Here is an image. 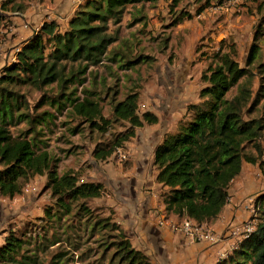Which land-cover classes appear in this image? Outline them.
I'll return each instance as SVG.
<instances>
[{"label":"trees","instance_id":"obj_1","mask_svg":"<svg viewBox=\"0 0 264 264\" xmlns=\"http://www.w3.org/2000/svg\"><path fill=\"white\" fill-rule=\"evenodd\" d=\"M155 1L84 0L65 26L55 20L43 22L31 37L20 43L15 61L4 66L0 75V196L13 198L21 194L30 177L45 175V187L65 213L71 211L70 204L74 201L101 197L104 191L101 183L80 181L78 174L70 170L59 174L54 157L36 146L33 138L11 133L10 128L21 122H26L27 133H32L36 123H46L54 117L47 111L32 116L25 96L15 87L30 85L41 90L55 84L57 95L43 96L37 106L48 103L58 113L69 110L68 114L96 126L101 132H106L113 124L121 125L123 130L98 142L91 151L96 161L114 156L117 150L126 148L138 128L157 123V115L148 110L140 111L138 93L134 90L117 100L115 82L113 86L103 85V97L101 90L88 88H83L79 96L77 87L70 89V86L77 83L83 87L85 77L82 75L104 60L117 64L122 71L136 64L138 58L128 59L112 45L118 40L119 24L127 7ZM110 25L114 28L110 29ZM261 53L258 44L252 43L244 66L240 67L233 48L228 52L218 51L216 60L201 71L200 100L186 106L175 130L166 133L156 146L155 179L167 189L163 194L167 213L198 224L210 223L227 203L230 183L241 172L243 162L263 163L260 141L264 135V115L258 114L264 104ZM256 75L259 76L258 86L253 93ZM108 91H113L108 100L109 118L102 114L100 105V101L108 97ZM248 147L256 153H247ZM79 210L87 215L92 213L82 203ZM97 227L116 232V249L111 261L118 257L121 264H151L142 251L132 247L126 233L111 216L97 219L92 231ZM26 242L24 234L8 232L0 245V264H33L32 256L24 254L27 250L22 251ZM236 249L234 252L243 256L242 262L264 264V219ZM55 258L59 261L61 254Z\"/></svg>","mask_w":264,"mask_h":264},{"label":"rangeland","instance_id":"obj_2","mask_svg":"<svg viewBox=\"0 0 264 264\" xmlns=\"http://www.w3.org/2000/svg\"><path fill=\"white\" fill-rule=\"evenodd\" d=\"M63 25L65 22L61 23ZM113 28L110 25V29ZM1 40L0 34V42ZM252 43L258 44L264 60V0H178L176 3L173 0H157L128 6L119 24L118 40L112 48L124 52L128 59L138 58L137 63L131 69L122 71L117 64L104 60L103 64L91 67L90 71L82 75L85 77L83 87L76 83L70 89L77 87V95L82 96L83 88L100 91L103 85L113 86L115 82L117 100L134 90L138 93L140 111L158 109L161 107L160 101L154 95L160 86L168 90L175 87L180 89L182 85H186L189 97L198 96L203 86L200 81L201 71L216 60L218 51L228 52L233 48L235 60L243 67ZM13 53L11 58L15 59V51ZM11 62L13 61L10 60ZM7 65L0 67V75ZM183 72L187 75H183ZM258 79L259 76L256 75L253 93L257 89ZM190 85L194 86L189 87ZM15 90L25 96L28 112L32 116L47 111L54 117L46 123H36L32 133H27L26 122L11 127V133H22L33 138L36 146L47 150L54 157L59 174L70 170L78 174L80 181L92 182L90 177L96 176L91 170L92 165H88L92 161V149L98 142L106 141L123 130V127L116 123L106 132H101L96 126H90L83 119L68 114L69 110L58 113L48 103L37 106L43 96L57 95L55 84L41 90L22 85L15 87ZM100 92L103 97L104 90ZM112 93L113 91H108V97L105 96L100 101L102 114L108 118L111 116L108 100ZM184 97L188 98L186 95ZM263 111L264 104L258 114L264 115ZM74 128L77 130L72 131ZM260 144V160L263 163L242 164L249 165L245 169L254 180L256 202L253 213L257 217L252 213L251 219L255 227L264 219V207H259L258 202L264 200V135ZM124 150L126 148L116 151V155L112 157L113 163L121 161L124 167L129 164V152ZM246 152L256 153L250 147ZM45 184V175H34L23 185L33 186L35 189L32 193L19 194L13 198L0 197V212H3L4 206L10 209L9 213L0 216V236L12 231L18 236L24 234L27 242L22 251L27 250L24 254L32 256L33 264H121L118 257L112 261L110 259L116 249V232L101 230L99 227L92 231V225L97 219L111 216L113 221L112 210L97 204L98 200L92 198L72 202L71 211L65 213V210L54 203ZM81 203L92 210L90 215L79 210ZM183 219L179 218L176 222L178 229ZM2 242L0 238V245ZM58 254H61L59 261L55 258ZM242 258L238 252H233L232 258H227L225 264H250L242 262Z\"/></svg>","mask_w":264,"mask_h":264},{"label":"crops","instance_id":"obj_3","mask_svg":"<svg viewBox=\"0 0 264 264\" xmlns=\"http://www.w3.org/2000/svg\"><path fill=\"white\" fill-rule=\"evenodd\" d=\"M7 1L0 0V32H3L0 33V67L12 61L13 51L22 41L31 37L43 22L55 20L60 24L65 22L66 25L76 7L84 2ZM159 88L154 96L160 101L161 107L150 110L157 115L158 121L138 128L135 136L126 144L124 151L129 152V164L124 167L121 161L113 163V156L102 162L92 158L88 164L92 165L91 170L96 175L91 176L90 181L99 182L104 187L101 197L95 199L98 200L97 204L112 210L113 221L126 233L132 247L142 251L151 264H225L243 239L239 232L233 233L230 230L240 222L251 219L255 211L254 180L245 169L249 165H242L241 172L230 183L227 203L217 218L207 223L221 237L220 241L212 244L208 241L193 242L186 238L175 226L179 218L164 209L163 194L167 189L156 182L157 169L153 164V156L163 136L174 130L184 115L187 103L198 101V96L189 97L186 85L180 89ZM258 202L264 207V200ZM8 210L4 206L0 216L9 213ZM253 215L257 217L255 213ZM4 236L2 234L0 238L3 240ZM221 254L223 258H220Z\"/></svg>","mask_w":264,"mask_h":264},{"label":"built area","instance_id":"obj_4","mask_svg":"<svg viewBox=\"0 0 264 264\" xmlns=\"http://www.w3.org/2000/svg\"><path fill=\"white\" fill-rule=\"evenodd\" d=\"M17 50L18 48L15 49V51ZM12 61H15V59L12 58ZM118 154L119 156H121L120 152H118ZM34 189L35 188L33 186L26 185L22 189L21 194L22 195L30 194L32 193L31 191H33ZM180 222L181 223L179 224V230L186 238H188L193 242L208 241L210 243L215 244L219 242L221 239V237L218 234L213 233V231L210 229V227L207 224H198L186 218H184ZM254 229H255L254 221L249 218L233 226V228L230 231L233 233L239 232L241 234V237L245 239L254 231ZM223 257L224 255L221 254L220 258Z\"/></svg>","mask_w":264,"mask_h":264}]
</instances>
